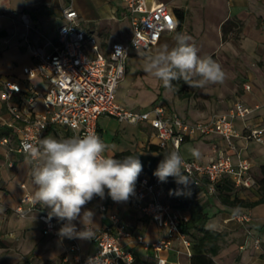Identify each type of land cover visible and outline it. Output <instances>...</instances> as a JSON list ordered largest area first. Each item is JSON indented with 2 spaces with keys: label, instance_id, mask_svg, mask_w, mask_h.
<instances>
[{
  "label": "crops",
  "instance_id": "obj_1",
  "mask_svg": "<svg viewBox=\"0 0 264 264\" xmlns=\"http://www.w3.org/2000/svg\"><path fill=\"white\" fill-rule=\"evenodd\" d=\"M147 1L166 3L177 22L175 32L163 34L171 36L170 42L162 44L175 46L173 37L176 32L190 36V43L197 47L198 55L211 56L216 60L225 70L226 79L223 84L210 85L205 89L187 86L189 95L183 97L164 88L160 97H151L145 108L162 105L168 112L196 122L208 119L214 112L225 111L234 101L246 105L264 101V0ZM68 6L77 12L78 27L93 35L102 50L113 41H124L121 38L125 26L131 29L127 10L120 0H0V90L2 80L20 84L21 94L16 96L15 103L22 117L13 120L6 104L0 101V129H10L3 135L7 136V142H2L3 136L0 137V264H79L78 257H87L97 249L93 239H76L79 249L70 251L71 239L59 237L58 232H43V222L37 210L28 211L24 216L15 211L20 198L25 194L32 196L35 190L27 154L17 149L16 129L24 124L25 118H33L43 109L41 99L28 102L26 98L34 91H45L49 87V81L44 77L27 78L22 67L34 65L36 58L32 49L41 47L46 53L52 50V40L63 23L62 12ZM179 14H182L181 20H178ZM160 40L152 48L162 45ZM125 77L126 73L119 83L116 100L130 108L124 100L130 91L122 84ZM251 122L254 126L261 124L260 111ZM235 127L241 132L234 139L236 149L250 161L251 175L259 176V166L264 164V141L246 138L242 134L243 122L240 119H235ZM97 128L99 136L108 145L107 155L129 151L136 153L140 161L151 165L142 176L153 175L163 153L168 152L150 148L151 144L157 145V138L147 124L123 123L109 115H100ZM45 136L60 139L71 137V133L65 127L51 125L42 132L40 139ZM215 143H219L216 135L190 139L182 143L180 152L185 159H197L191 155V149H198V160L208 162L218 154ZM232 158L237 160L236 156ZM237 194L248 200L259 196L256 186L241 188ZM196 197L208 201L204 208L209 216L207 227L225 233L224 241L220 242V248L213 257L216 264H264V202L244 209L212 201L210 195L199 189ZM100 204L107 205V212L98 210ZM27 205L22 206L26 208ZM38 206L51 211L48 207ZM85 207L95 213V228L109 222L108 213L116 212L134 233L143 235L145 240L152 241L163 235L129 200L114 202L107 195V189L103 199L95 197ZM237 209L248 211L251 220L239 223L232 218ZM73 223L78 231L83 229L79 221ZM255 240L259 241L258 246H255ZM120 242L124 244L125 240ZM128 246L134 256L131 264H156L157 259L152 252L145 251L136 243ZM178 248L181 247L175 242L173 249L161 253L167 260L166 264H189V255L182 249L177 252Z\"/></svg>",
  "mask_w": 264,
  "mask_h": 264
},
{
  "label": "built area",
  "instance_id": "obj_2",
  "mask_svg": "<svg viewBox=\"0 0 264 264\" xmlns=\"http://www.w3.org/2000/svg\"><path fill=\"white\" fill-rule=\"evenodd\" d=\"M127 10L131 27V36L125 41H113L107 50H102L98 40L86 34L78 27L77 12L71 6L62 12L63 23L52 40V50L46 53L41 47L32 49L36 58L34 65L23 66L22 73L27 78L37 75L49 81L45 91H34L29 95L28 102L41 99L43 109L33 118H25L24 124L16 129L18 138L17 149L26 153L28 145H36L42 132L51 125L67 128L71 136H83L89 133L99 135L97 119L100 115H109L118 122L129 124H147L155 132L157 145L168 152L178 150L183 142L199 139L209 135L219 137L217 156L202 162L198 159H185L183 171L194 181L185 187L174 183L176 190H194L204 187L207 195L215 194V184L224 176L232 179L235 187L249 188L254 186V178L250 173L251 163L242 157L234 139L241 135L235 127V119L243 122V133L246 138L258 142L264 141V101L246 105L241 101L229 104L225 111L214 112L203 121L189 122L178 114L168 112L162 105H150L144 109H131L116 100L119 83L126 70V59L132 50L148 51L155 46L161 36L170 33L171 26L177 22L164 2H148L147 0H120ZM117 46L126 50L127 57L122 60L113 56ZM116 81V87L111 83ZM248 88V87H247ZM21 86L13 80H2L0 101L6 104L13 120L22 119L15 103L20 96ZM261 124L254 126L252 117L259 112ZM7 136L1 137L7 142ZM181 154V152H180ZM233 156L237 157L233 161ZM142 215L150 219L163 232L162 237L148 241L143 235L134 233L128 223L120 219L116 212L108 213L109 222L95 228L94 242L96 251L84 258L78 257L79 264H86L89 257H100L97 264H131L134 260L130 243L140 245L145 251H150L156 257V264H166L161 256L165 250L174 248L177 242L181 248L177 252L191 254V242L181 229L188 221V215L180 208L166 200L165 182H160L154 175L142 176L135 185V195L129 198ZM15 208L19 216L26 212L37 210L43 222L44 233H57L66 221L53 217L47 221L49 210L32 203V196L23 195ZM27 203V207L22 205ZM89 204V203H88ZM87 204V205H88ZM101 212H107L106 204L97 206ZM239 223L251 220L248 211L237 209L233 214ZM121 239L125 243L120 242ZM258 246L259 241H254ZM70 251L79 249L76 239H71ZM182 249V250H181ZM177 264V263H176Z\"/></svg>",
  "mask_w": 264,
  "mask_h": 264
},
{
  "label": "clouds",
  "instance_id": "obj_3",
  "mask_svg": "<svg viewBox=\"0 0 264 264\" xmlns=\"http://www.w3.org/2000/svg\"><path fill=\"white\" fill-rule=\"evenodd\" d=\"M175 25L170 31L175 32ZM175 46L162 44L154 50L140 52L142 70L159 81L169 91L175 89L173 81H183L191 88L205 89L210 85L223 84L226 72L211 56L198 55V49L190 43L191 37L176 32ZM113 56L123 59L126 50L117 46ZM116 81L111 83L115 88ZM108 145L96 133L67 138L45 136L36 145L25 149L30 174L35 190L32 203L48 207L51 211L47 221L53 217L66 221L58 236L67 239L92 240L95 237L94 215L85 206L95 197L103 199L105 190L114 202H127L135 195V185L143 170L138 155H127L117 159L107 155ZM194 158L200 157L198 149H191ZM185 159L178 150L163 153L153 175L160 182L175 177L178 184L187 187L194 181L183 171ZM182 195L181 190L175 191ZM83 209V211H82ZM74 221L83 225L77 230ZM100 257H89L86 264H97Z\"/></svg>",
  "mask_w": 264,
  "mask_h": 264
},
{
  "label": "trees",
  "instance_id": "obj_4",
  "mask_svg": "<svg viewBox=\"0 0 264 264\" xmlns=\"http://www.w3.org/2000/svg\"><path fill=\"white\" fill-rule=\"evenodd\" d=\"M181 18L182 14H179L178 20H181ZM222 30H224V26H222ZM173 84L175 86L173 91L178 96L183 97L189 95L187 89L188 85H186L183 81H173ZM160 87L161 89H164L162 84H160ZM9 131L10 129H0V137L8 134ZM150 148L154 150L159 149L158 145L155 144H151ZM127 155H136V153L126 151L115 153L113 156L117 159H122ZM141 163L143 170L140 173L138 180L142 177L144 172L151 167L150 164H146L142 161ZM259 171L260 175L258 177L253 176L254 186H256L259 195L256 199L248 200L240 197L237 192L241 188L245 187H235L232 179L228 176L222 177L215 184V194L211 195V198H216L218 202L225 206H235L244 209L264 202V164L259 166ZM174 183V177H168L167 182H165L166 200L173 206L183 210L188 215V221L182 225L181 229L186 233L191 242L189 264H216L213 257L217 254L220 248V242L224 241L225 233L223 231L207 227L209 216L204 211V208L208 201H201V198L196 197L198 189L206 194L204 187H199L194 190H185L182 191V195H176ZM192 248H194V250Z\"/></svg>",
  "mask_w": 264,
  "mask_h": 264
},
{
  "label": "rangeland",
  "instance_id": "obj_5",
  "mask_svg": "<svg viewBox=\"0 0 264 264\" xmlns=\"http://www.w3.org/2000/svg\"><path fill=\"white\" fill-rule=\"evenodd\" d=\"M129 31L131 32V29H129L127 26L124 27V35L121 38V40H127L129 38ZM87 34V33H86ZM171 36L170 35H163L161 37L160 43H164L166 41L170 42ZM108 47L104 49V51L107 50ZM152 48L151 50H154ZM144 52V51H140ZM143 68V58L142 56L138 55V51L132 50L129 54V56L126 59V77L124 79V82L122 83L125 85L130 91L128 97L124 98V100L127 101L130 108L132 109H140L145 106L147 102H149V99L153 97L154 99H158L160 95L163 93L160 87V82L154 79L153 77L147 75L142 70ZM122 82V80H121ZM118 93H120L118 91ZM122 94V92H121ZM124 96V95H123ZM148 104V103H147ZM145 108V107H144ZM258 177V175H256ZM237 192V191H236ZM212 201H217L216 198L211 199Z\"/></svg>",
  "mask_w": 264,
  "mask_h": 264
}]
</instances>
